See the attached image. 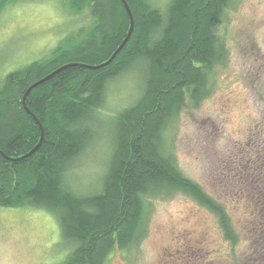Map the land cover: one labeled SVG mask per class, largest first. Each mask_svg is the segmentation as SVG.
I'll list each match as a JSON object with an SVG mask.
<instances>
[{
	"label": "trees",
	"instance_id": "16d2710c",
	"mask_svg": "<svg viewBox=\"0 0 264 264\" xmlns=\"http://www.w3.org/2000/svg\"><path fill=\"white\" fill-rule=\"evenodd\" d=\"M14 1L0 0V13ZM125 1L133 27L109 63L67 66L27 93L26 105L42 127L31 153L41 132L22 105L23 93L63 64L105 62L129 28L122 1L66 0L73 13L86 11L87 22L45 57L1 78L0 205L27 204L54 216L60 243L67 246L55 264H109L115 249L126 252L145 236L150 197L183 192L216 217L232 248L227 264H264V162L252 178L244 233L250 246L236 256L243 238L225 205L186 176L167 148L169 127L186 105L196 107L209 94V77L227 58L218 26L232 0H168L164 11L150 0ZM137 64L146 66L141 94L114 116L113 145L97 185L78 191L66 168L92 141L84 120L101 105L107 82Z\"/></svg>",
	"mask_w": 264,
	"mask_h": 264
},
{
	"label": "rangeland",
	"instance_id": "374dc122",
	"mask_svg": "<svg viewBox=\"0 0 264 264\" xmlns=\"http://www.w3.org/2000/svg\"><path fill=\"white\" fill-rule=\"evenodd\" d=\"M167 1L150 0L163 11ZM87 18L86 11L73 13L66 0L6 5L0 13V80L48 55ZM218 32L225 39L227 58L209 77V94L196 107L186 105L169 127L167 148L186 176L225 205L242 234L234 248L241 256L250 246L244 233L256 185L254 167L264 162V0H232ZM145 74V64H137L109 80L101 105L85 118L94 133L92 141L66 168L78 191L97 185L113 145L114 116L139 97ZM145 214L146 232L139 245L126 252L115 249L109 264L230 261L232 248L216 217L187 194L150 197ZM66 248L54 216L45 209L0 205V264H55Z\"/></svg>",
	"mask_w": 264,
	"mask_h": 264
},
{
	"label": "water",
	"instance_id": "95a60500",
	"mask_svg": "<svg viewBox=\"0 0 264 264\" xmlns=\"http://www.w3.org/2000/svg\"><path fill=\"white\" fill-rule=\"evenodd\" d=\"M127 13H128V16H129V19H130V23H129V28L127 30V33L125 35V37L122 39L121 43L119 44V46L116 48V50L112 53V55L105 61V62H102L98 65H94V66H90V65H84V64H81V63H66V64H63L61 66H59L58 68L54 69L52 72H50L49 74L45 75L44 77H42L41 79L31 83L25 90V92L23 93L22 95V105L24 106L25 110L33 117V119H35V121L38 123L39 127H40V132H41V136H40V139L38 141V143L35 145V147H33L32 150H30L29 153H31L37 146L38 144L40 143L41 141V138H42V127H41V124L39 123L38 119L36 118V116L32 113V111L27 107L26 105V102H25V97L27 95V93L29 92V90L31 88H33L34 86H36L37 84L43 82L44 80L48 79L49 77H51L53 74H55L56 72H58L59 70L67 67V66H71V65H80V66H85V67H91V68H95V67H99V66H103L107 63H109L112 58L115 56V54L121 49V47L123 46V44L126 42L127 38L129 37L130 33H131V30H132V27H133V18H132V14L130 12V9L126 3L125 0H121Z\"/></svg>",
	"mask_w": 264,
	"mask_h": 264
}]
</instances>
